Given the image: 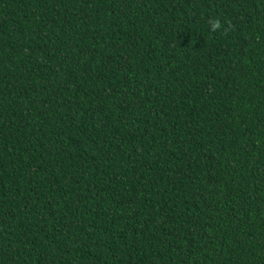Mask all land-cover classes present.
<instances>
[{
  "label": "trees",
  "instance_id": "obj_1",
  "mask_svg": "<svg viewBox=\"0 0 264 264\" xmlns=\"http://www.w3.org/2000/svg\"><path fill=\"white\" fill-rule=\"evenodd\" d=\"M0 264H264V0H0Z\"/></svg>",
  "mask_w": 264,
  "mask_h": 264
},
{
  "label": "clouds",
  "instance_id": "obj_2",
  "mask_svg": "<svg viewBox=\"0 0 264 264\" xmlns=\"http://www.w3.org/2000/svg\"><path fill=\"white\" fill-rule=\"evenodd\" d=\"M211 31L215 32L221 28V21L219 19H213L210 21ZM227 30V29H226Z\"/></svg>",
  "mask_w": 264,
  "mask_h": 264
}]
</instances>
